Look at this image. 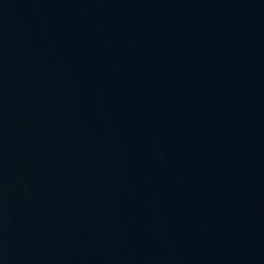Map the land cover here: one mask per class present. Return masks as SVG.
<instances>
[{
  "label": "water",
  "instance_id": "water-1",
  "mask_svg": "<svg viewBox=\"0 0 264 264\" xmlns=\"http://www.w3.org/2000/svg\"><path fill=\"white\" fill-rule=\"evenodd\" d=\"M0 264H264V0H0Z\"/></svg>",
  "mask_w": 264,
  "mask_h": 264
}]
</instances>
